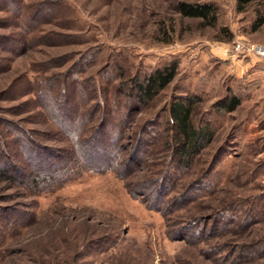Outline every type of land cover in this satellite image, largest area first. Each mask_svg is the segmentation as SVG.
I'll list each match as a JSON object with an SVG mask.
<instances>
[{"label":"rangeland","instance_id":"obj_1","mask_svg":"<svg viewBox=\"0 0 264 264\" xmlns=\"http://www.w3.org/2000/svg\"><path fill=\"white\" fill-rule=\"evenodd\" d=\"M22 1L25 19L0 10L2 143L16 135L25 141V132L46 155L72 151L68 130L81 120L59 127L65 114L51 93L80 64L86 66L78 80L96 91L89 105L80 101L81 112L73 109L74 118H86L104 96L98 87L111 83L115 94L114 87L135 75L173 60L180 65L174 82L148 106H131L121 95L130 118L119 174L89 171L34 191L18 185L22 177L0 175V264H264V57L233 52L239 40L264 45V27L251 30L259 6L239 13L237 0ZM181 1L214 3L217 28L181 17ZM186 94L203 99L194 119L215 122L217 134L178 173L163 137L155 136L168 122L172 100ZM231 94L241 96V106L219 115L217 103ZM141 138L148 146L132 162ZM9 148L17 173L35 170L38 159L23 147ZM168 172L179 180L171 184ZM155 185L165 188L161 211L151 208L155 194L146 188Z\"/></svg>","mask_w":264,"mask_h":264},{"label":"trees","instance_id":"obj_2","mask_svg":"<svg viewBox=\"0 0 264 264\" xmlns=\"http://www.w3.org/2000/svg\"><path fill=\"white\" fill-rule=\"evenodd\" d=\"M253 4L259 6L251 23V30L256 33L264 27V0H237L236 8L239 13H244ZM176 9L181 17L198 20L204 28L216 29L218 26L219 11L214 3L181 1L177 4ZM0 10H11L10 12H13L18 20L28 16V11L22 0H0ZM61 10L58 8L57 11ZM222 31L228 34L227 29L223 28ZM179 65V61L173 60L151 72L135 75L130 78V81L128 80L129 82L125 80L124 84L114 87L115 94L111 92V83H107L110 86L106 89L102 86L98 87L97 91L104 96H100V101L95 105L88 107L90 108L88 112L91 111V114H94L93 117L89 116L87 112L86 118L82 116V113L78 118H74L75 111L73 109H77L81 102H87L85 103L86 106L89 105L87 100L95 98L92 93L96 91L93 89V85L86 84L84 80H78L79 74L84 73V66H86L85 63L80 64V69L71 71V78L69 77L67 83H63L60 88L53 92L50 91L51 94H56L54 96L56 101L54 99V102H57L56 104L65 114L66 126L64 127V122L58 121L59 127L74 128L76 122L81 120L74 130H68L72 151L68 152L67 156H65L66 154L61 156L54 151L52 154L46 155L43 153V148L24 132L22 135L25 136L23 137L25 141L18 142L17 135L10 137L8 145L0 140V175L10 181L22 177L24 180H21L22 183L18 185L28 186L34 191L39 188L58 187V185L71 181L84 172L92 171L101 174L115 172L119 174L125 164L121 141L125 135V129H127L125 123L130 118L129 112L123 114L121 95L125 93L126 100H129L131 106L133 105L132 102L141 106H148L174 82L178 75ZM95 100L97 101V99ZM202 100L197 94L175 97L170 104L168 122H162L158 125L159 131H156V139L163 137L162 144L164 147L166 146L165 151L175 164L172 169L178 173H181L185 168L192 167L196 158L209 148L217 134L215 122L206 119L197 122L194 119L196 109ZM75 102H78L77 105L72 104ZM241 104V96L231 94L221 99L215 109L219 115L223 116L234 113ZM66 106H72V110ZM83 108L82 106L77 110L81 112ZM70 110L72 113L69 115ZM110 132L117 134V136L111 137ZM9 144L23 147L24 152L28 153L31 160L38 159L39 162L34 165L35 170L31 172L22 170L21 173H17L18 165L12 161ZM146 146L148 144L143 142L141 138L138 147H142V149H137L134 157L130 156L129 159H132V162L139 161L140 154L138 152L144 153ZM148 155L150 154L146 153V156ZM178 173H175V177H173V174L168 172L164 178L166 177L172 184L179 180ZM146 188L152 189L155 194L153 203H150L151 208L161 211L162 206L167 204L165 188H156V185ZM137 196H142V194Z\"/></svg>","mask_w":264,"mask_h":264},{"label":"built area","instance_id":"obj_3","mask_svg":"<svg viewBox=\"0 0 264 264\" xmlns=\"http://www.w3.org/2000/svg\"><path fill=\"white\" fill-rule=\"evenodd\" d=\"M233 52L238 56L239 54H252L256 57H264V45L249 43L239 40L234 44Z\"/></svg>","mask_w":264,"mask_h":264}]
</instances>
